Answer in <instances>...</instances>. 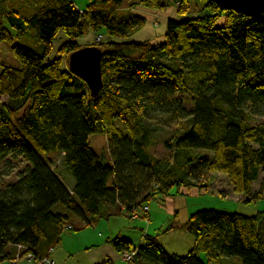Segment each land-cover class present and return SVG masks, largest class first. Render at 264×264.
Returning a JSON list of instances; mask_svg holds the SVG:
<instances>
[{"label": "trees", "instance_id": "obj_1", "mask_svg": "<svg viewBox=\"0 0 264 264\" xmlns=\"http://www.w3.org/2000/svg\"><path fill=\"white\" fill-rule=\"evenodd\" d=\"M176 1L178 17L167 20L162 42L91 45L102 54V86L93 93L64 59L82 48L74 38L100 28L127 38L145 22L132 11L135 5L165 4L136 0L123 9V0H89L80 8L74 0H0V42L19 61L1 62L0 161L18 156L27 163L0 189V262L17 244L24 246L21 253L48 254L66 226L81 229L73 219L93 226L111 216L131 217L173 186L207 190L214 172L228 181L223 194H243L246 202L264 196V120L258 121L264 119V21L212 0H199L204 13L184 17L190 0ZM60 31L68 39L51 57ZM33 33L40 53L19 42ZM158 116L167 124L188 118L181 133L164 140L171 152L166 160L147 148L145 121ZM93 133L107 136L110 163L92 148ZM50 153L62 155L72 188L52 167ZM180 229L194 241L184 255L168 252L148 233L139 245L119 236L109 242L119 252L135 250L131 261L139 264H222L223 257L231 264H264V210L201 209Z\"/></svg>", "mask_w": 264, "mask_h": 264}, {"label": "rangeland", "instance_id": "obj_2", "mask_svg": "<svg viewBox=\"0 0 264 264\" xmlns=\"http://www.w3.org/2000/svg\"><path fill=\"white\" fill-rule=\"evenodd\" d=\"M78 7L83 8L89 0H74ZM136 0H123L121 6L123 9L131 8L129 7L131 2ZM162 3L165 4L163 8L153 9V8H144L140 5H135V8L132 9L135 13L143 15L145 17L144 24L137 28L130 36L127 38H119L115 36H110L107 34L104 28H100L97 31H89L86 34L78 36L74 38V40L80 44L82 47L95 45V42H108V41H149L152 44L160 43L164 40V33L166 30L167 20L170 18H177V9L178 6L176 0H161ZM189 10L184 15V17L196 16L197 14L204 13L202 2L199 0H190L189 1ZM223 19L221 18L217 24L221 25ZM68 37L65 35L63 31H60L57 37L53 40V50L51 53V57H55L58 55L57 49L59 45L66 41ZM20 43L27 45L32 48L34 51L40 53L42 52V45L38 41L37 37L34 33L28 34L24 39L19 41ZM69 55L65 56V60L68 61ZM1 62L6 65L19 66V61L13 56L11 53L8 44L5 42H0V69ZM66 67V66H65ZM181 99H183L185 106L190 110L191 105L188 99V96L185 94H181ZM6 100L5 96L0 97V102ZM264 120L263 118H259L258 121ZM146 125L148 126V151L158 159H168L170 157V150L164 146V140L173 138L175 135L181 133L185 128V125L188 122L187 119L177 120L172 123H164L162 118L158 116L157 120H148L146 119ZM117 124L123 129V126L120 122ZM89 142L92 148L102 157V161L105 164L110 163L109 157V149H108V140L105 134L101 133H93L89 135ZM202 151L203 155L211 156V152L208 150H199ZM49 159L52 160V167L59 173V175L64 180L65 184L70 187L74 183V178L71 173L65 168L62 163V155L58 153H50L48 155ZM26 161L21 157H11L9 156L3 161H0V189L5 186L6 183L12 182L16 179V175L19 174L26 166ZM261 176V174H260ZM213 180L206 190L204 188H186L181 186L179 188V192H177L176 186H173L168 195L164 194H156L154 195L147 204H143L146 206L148 214L144 217L132 218L127 217L122 214L111 218L109 220H100L97 225H95L94 229L97 232H105L110 228L111 230L116 229L121 222H127L131 225V230L137 232L139 235L138 238L133 240L137 245L142 243L141 233L142 230L145 229L149 223V233H159L161 237V241H169L172 236H176L173 234H184L182 229L181 232L175 231L171 233L167 231V228L171 226V224H182L187 219V217L193 213L194 211L201 209H216L219 211L225 212H237L245 215H253L258 210H264V198L258 201L246 202L244 199H239L238 194L232 195V192L226 189V194H223L222 190L226 183H228L227 179L222 175V173L214 172L212 173ZM256 187L259 184V180L253 183ZM259 187V185H258ZM226 188V187H225ZM245 196V195H241ZM55 210L62 211L64 208L60 205L55 206ZM138 208L136 211H139ZM253 213V214H250ZM75 219L72 220V222ZM117 220V221H113ZM88 231L92 230L93 227H87ZM118 229V228H117ZM142 229V230H141ZM119 230V229H118ZM126 231V230H124ZM74 233V231H72ZM77 232H83L78 230ZM187 236L185 238H189L193 240V237L188 232L185 233ZM182 236V235H180ZM139 239V240H138ZM166 239V240H165ZM131 240V239H130ZM167 242V247L169 246ZM187 246L183 244L181 249H178V255H184L188 252L186 251ZM174 249V248H173ZM168 251V250H167ZM184 251V252H183ZM186 251V252H185ZM171 252V251H168ZM173 253V252H171ZM203 260V255H200ZM230 257H223L222 264H231ZM27 262L25 259H23ZM74 260V258H72ZM33 262V261H31ZM35 263V262H33ZM133 264V263H131Z\"/></svg>", "mask_w": 264, "mask_h": 264}, {"label": "crops", "instance_id": "obj_3", "mask_svg": "<svg viewBox=\"0 0 264 264\" xmlns=\"http://www.w3.org/2000/svg\"><path fill=\"white\" fill-rule=\"evenodd\" d=\"M259 184L255 187L253 184V189L257 190ZM73 186V185H72ZM70 186L69 188H72ZM226 194V193H224ZM232 195H236V193L232 192ZM242 194H238L239 199H247V196H241ZM264 196L261 198L263 199ZM260 199V200H261ZM251 202V201H250ZM258 211H262L258 210ZM257 212V211H256ZM255 212V213H256ZM254 213V214H255ZM148 214V212H147ZM253 214V213H250ZM122 215V214H121ZM126 215V214H124ZM131 215V213H130ZM119 216V215H117ZM127 216V215H126ZM116 216H111L106 220H109L111 218H114ZM128 217V216H127ZM105 220V219H101ZM75 222H72L73 224L81 227V232H77L78 230H69V229H64L63 232L61 233V238L60 241L57 245L52 247L51 252L49 253V257L52 260V264H97V263H102V264H139V261L137 262H125L121 259L120 257V252L116 250L109 242V240L113 237L119 236L121 238H126L128 240L131 239V241L135 240V238H138L139 235L137 232H134L131 230V225L127 222H121V224L114 230H111L108 228L105 232H97L95 231L94 227L97 225L98 221L95 225H93V229L88 231L87 227H90L88 225H84L82 222L78 221L77 219L74 220ZM117 221V220H113ZM181 225V224H180ZM180 225L177 224H171L170 227L167 228V231L174 233L175 231L181 232ZM126 230V231H124ZM142 230V229H141ZM74 231V233L72 232ZM183 233L185 232L182 230ZM144 233H149V223L145 229L142 230L141 233V240H142V235ZM187 233V232H185ZM173 234L176 236H172L175 238L170 239L169 241H161V237L159 233H151V235H155L160 242V244L168 251H171L176 254H182L178 253V249H181L183 244H185L187 247L186 251L189 250L192 246L194 241L185 238L187 234ZM182 235V236H180ZM139 240V239H138ZM167 242L171 246L170 248L167 247ZM136 244V243H135ZM14 248V247H13ZM174 248V249H173ZM14 251V249H12ZM185 251V252H186ZM184 252V251H183ZM74 258V260H72ZM233 261V260H232ZM232 263V262H231ZM0 264H37L33 262H25L23 259L18 260L15 263H11L8 260H4L0 262ZM141 264H155L154 262L147 261V260H142Z\"/></svg>", "mask_w": 264, "mask_h": 264}, {"label": "water", "instance_id": "obj_4", "mask_svg": "<svg viewBox=\"0 0 264 264\" xmlns=\"http://www.w3.org/2000/svg\"><path fill=\"white\" fill-rule=\"evenodd\" d=\"M224 10L264 21V0H212ZM101 51L96 46L82 47L68 57L70 72L83 80L91 92L102 86Z\"/></svg>", "mask_w": 264, "mask_h": 264}, {"label": "built area", "instance_id": "obj_5", "mask_svg": "<svg viewBox=\"0 0 264 264\" xmlns=\"http://www.w3.org/2000/svg\"><path fill=\"white\" fill-rule=\"evenodd\" d=\"M141 215L143 216L147 215L146 206L141 207L139 211L134 210L131 212V217L134 219L140 217ZM69 228H70L69 225L65 227V229H69ZM23 249H24L23 245L17 244L16 253L11 258H9L8 261L11 263H15L18 260L25 259L27 262L33 261L37 264H52V260L49 257V253L51 252L52 248H49L48 254L41 255V256L35 255L34 253L29 252V251L21 253V250ZM134 254H135V250H124L120 252V257L123 261L130 262Z\"/></svg>", "mask_w": 264, "mask_h": 264}]
</instances>
